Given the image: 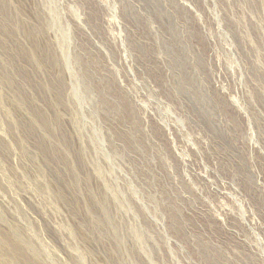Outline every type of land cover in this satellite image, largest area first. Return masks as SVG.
Returning <instances> with one entry per match:
<instances>
[{
    "label": "rangeland",
    "instance_id": "374dc122",
    "mask_svg": "<svg viewBox=\"0 0 264 264\" xmlns=\"http://www.w3.org/2000/svg\"><path fill=\"white\" fill-rule=\"evenodd\" d=\"M205 248L264 263V0H0V264H209Z\"/></svg>",
    "mask_w": 264,
    "mask_h": 264
},
{
    "label": "bare ground",
    "instance_id": "6f19581e",
    "mask_svg": "<svg viewBox=\"0 0 264 264\" xmlns=\"http://www.w3.org/2000/svg\"><path fill=\"white\" fill-rule=\"evenodd\" d=\"M77 2V1H76ZM50 3V2H49ZM120 3V2H119ZM53 5V4H52ZM141 6V5H140ZM77 8V7H76ZM56 9V8H55ZM52 11V10H51ZM59 12H57V14H58ZM138 13V12H137ZM47 14V13H46ZM52 15H53V20H52V25L61 33L60 35H61V42H60V44H59V47H60V50H61V58H62V60H63V64L65 63V66L68 68V69H70L71 71H75V68L73 67V61H72V54H70L71 52H70V46H69V40H70V36H69V32H68V30L63 26V25H61L60 24V22H58V21H56V14H53L52 13ZM60 16V15H59ZM135 16V15H134ZM147 16V15H146ZM52 17V16H51ZM61 17V16H60ZM132 17V16H131ZM224 18V17H223ZM133 20V19H132ZM136 20V19H135ZM139 22V21H138ZM119 23V22H118ZM141 26V25H140ZM229 26V25H228ZM88 28V27H87ZM178 30V29H177ZM56 31V30H55ZM174 31V30H173ZM176 31V30H175ZM116 32V31H115ZM180 32V31H179ZM162 33V32H161ZM164 33V32H163ZM177 33V32H176ZM126 34V33H125ZM176 36H180V35H177V34H175ZM168 36V35H167ZM107 37V36H106ZM161 40H162V38H161ZM160 40V41H161ZM163 40H164V38H163ZM176 40V39H175ZM181 40V39H180ZM157 42H158V40H157ZM176 42V41H175ZM182 42V41H181ZM163 43H164V41H163ZM240 43V42H239ZM248 43V42H247ZM176 44V43H175ZM182 44V43H181ZM100 45V44H99ZM105 45V44H104ZM158 45H160V44H158ZM133 46V45H132ZM173 46V45H172ZM134 47V46H133ZM99 48V47H98ZM160 48V47H159ZM139 51H141V50H139ZM151 51V50H150ZM184 51H186V50H184ZM116 52V51H115ZM161 52V51H160ZM80 53V52H79ZM173 53V52H172ZM133 55V54H132ZM144 55V54H143ZM168 56H169V54H168ZM183 58V57H182ZM81 59V58H80ZM170 59V58H169ZM59 60V59H58ZM69 61H71V62H69ZM75 61H76V65H77V58H75ZM95 61V60H94ZM169 61V60H168ZM81 62H83V61H81ZM75 63V62H74ZM144 63V62H143ZM83 64V63H82ZM182 64V63H181ZM98 66V65H97ZM77 69L79 70V72H83V69H82V67L79 65H77ZM190 67V66H189ZM259 67V66H258ZM172 68V67H171ZM179 68H180V66H179ZM99 69V68H98ZM185 70V69H184ZM187 70V69H186ZM185 70V71H186ZM260 71V70H259ZM86 72V71H85ZM104 72V71H103ZM107 73H108V71H107ZM187 73V72H186ZM87 74V73H86ZM127 74V73H126ZM176 74V73H175ZM190 74H192V73H190ZM72 75V74H71ZM73 75H74V72H73ZM108 75V74H107ZM193 75V74H192ZM191 75V76H192ZM75 76V75H74ZM195 76V75H194ZM178 77V76H177ZM182 77V76H181ZM186 77V76H185ZM189 77V76H188ZM75 78V77H74ZM89 78V77H88ZM193 78H195V77H193ZM192 77H190L187 81H186V83H185V80H184V84H185V88H186V90L188 91V93L191 91L192 92V94H191V96H189V97H191L194 101H197V103L198 104H200L199 102H201L202 103V105L205 107V104H206V98L205 97H207L206 96V94H203L202 93V91L201 90H203V89H201V88H199L198 87V85H199V82L197 83L196 81H195V83H196V85H197V87H195L194 85V79H193ZM75 81H76V79H74ZM85 80H86V82H87V77H85ZM84 80V81H85ZM174 81V80H173ZM183 80L181 79V82H182ZM199 81V80H198ZM80 83H81V81H80ZM80 83H78V81H77V84H76V86H74L73 87V92H72V94H73V96H74V98L76 97L77 99H78V102L79 103H82V100H84V98H85V95H86V97H88V96H93V94H92V89H91V84L88 82L87 84L84 82L83 83V81H82V83L80 84ZM105 83V82H104ZM110 83V82H109ZM181 84V83H180ZM183 84V83H182ZM183 84V85H184ZM202 84H204V83H202ZM72 86V85H71ZM81 87L84 89V91L81 93ZM94 87V86H93ZM206 87V86H205ZM108 88V87H107ZM183 88V87H182ZM117 89V88H116ZM80 90V91H79ZM204 93H205V91H204ZM208 94V93H207ZM205 95V96H204ZM182 100V99H181ZM193 101V102H194ZM199 101V102H198ZM197 104L195 103V106H196ZM199 106V105H198ZM203 106H200V107H203ZM206 106H208V105H206ZM215 106V105H214ZM126 107V106H125ZM138 107V106H137ZM210 107V106H209ZM108 108V107H107ZM132 109V108H131ZM205 109V108H204ZM203 109V110H204ZM193 110V109H192ZM126 111V110H125ZM202 111V110H201ZM203 112V111H202ZM207 112V111H206ZM92 113V112H91ZM93 114V113H92ZM135 115V114H134ZM199 116V115H198ZM140 117V116H139ZM190 121V120H189ZM202 122V121H201ZM123 123H125V122H123ZM84 124V123H83ZM142 124V123H141ZM197 125V124H196ZM84 126V125H83ZM133 126V125H132ZM226 132V131H225ZM94 133V132H93ZM95 133H96V130H95ZM153 133V132H152ZM212 133V132H211ZM146 135V134H145ZM156 135V134H155ZM164 135V134H163ZM98 137H100L99 135H98ZM97 137V138H98ZM94 138V137H93ZM150 139V138H149ZM101 140V139H100ZM217 140V139H216ZM159 142V141H158ZM102 143V142H101ZM98 145V144H97ZM100 146V145H99ZM161 146V145H160ZM153 147V146H152ZM116 148V147H115ZM155 150V149H154ZM205 150V149H204ZM105 155V154H104ZM107 155V154H106ZM237 155V154H236ZM169 157V156H168ZM155 158V157H154ZM230 158V157H229ZM238 162V161H237ZM155 163V162H154ZM174 169V168H173ZM148 174H150V173H148ZM198 175V174H197ZM200 177V176H199ZM252 183V182H251ZM134 191V190H133ZM221 191V190H220ZM136 193V192H135ZM113 197H114V200H116V201H118L119 202V200H118V198H117V195H113ZM107 203V202H106ZM107 205V204H106ZM102 208H103V210H104V221L108 224V225H110V227L112 228V231H113V233H114V236L115 237H117V239L118 240H120V241H122V238L120 237V235H119V233H118V227H117V225H115V223L113 222V220L111 219V217H110V214H109V212H108V210H107V208H106V206H102ZM129 208V207H128ZM102 210V211H103ZM100 223V222H99ZM103 223V222H102ZM101 223V224H102ZM106 223H104V224H106ZM103 225V224H102ZM144 232V231H143ZM142 231H139V230H137V229H134L133 230V232L132 233H134V237L136 238V239H138L139 241H144V237H146V236H144V233H143ZM18 239L19 240H21V241H24L23 239H22V237L18 234ZM196 239H199V238H196ZM203 242V241H202ZM24 243V242H23ZM121 243V242H120ZM204 246V245H203ZM202 247V246H201ZM205 247V246H204ZM204 247H202V248H204ZM199 248H200V246H199ZM208 248H210V247H208ZM201 249V248H200ZM212 251H214V250H212ZM212 251H210L209 249H207L206 250V248H205V250H203V252H204V255L206 256H204V258H205V261L207 262V263H209V264H211L210 262H211V260L213 261L214 259H215V261H216V255L215 254H212ZM222 252V251H221ZM206 253V254H205ZM222 256V255H221ZM214 258V259H213ZM149 261V260H148ZM204 261V262H205ZM260 261V260H259ZM258 261V259H255L254 258V260H252V264H264V263H261V262H259ZM218 262V261H217ZM250 262V261H249ZM152 263V262H151ZM215 263V262H214ZM213 263V264H214ZM241 263V262H240ZM215 264H217V263H215ZM221 264V263H220Z\"/></svg>",
    "mask_w": 264,
    "mask_h": 264
}]
</instances>
